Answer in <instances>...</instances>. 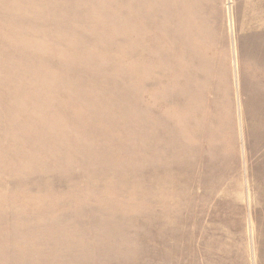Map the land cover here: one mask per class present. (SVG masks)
I'll return each instance as SVG.
<instances>
[{
	"label": "rangeland",
	"instance_id": "obj_1",
	"mask_svg": "<svg viewBox=\"0 0 264 264\" xmlns=\"http://www.w3.org/2000/svg\"><path fill=\"white\" fill-rule=\"evenodd\" d=\"M0 264H264V0H0Z\"/></svg>",
	"mask_w": 264,
	"mask_h": 264
}]
</instances>
